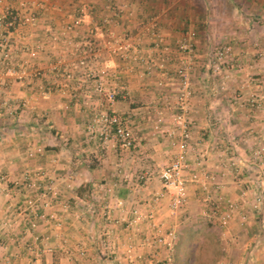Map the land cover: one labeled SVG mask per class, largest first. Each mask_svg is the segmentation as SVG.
<instances>
[{
    "label": "crops",
    "instance_id": "0c3cea01",
    "mask_svg": "<svg viewBox=\"0 0 264 264\" xmlns=\"http://www.w3.org/2000/svg\"><path fill=\"white\" fill-rule=\"evenodd\" d=\"M6 1L12 6L17 4L16 0ZM43 2L45 7L39 11L36 28L25 26L7 35L12 64L26 57L25 48L36 43L44 45L30 66V71L39 69L42 75L18 80L0 68V172L8 181L7 185L0 184V264H25L24 250L29 243L42 251L49 247L40 258L42 264H127L128 245H132L135 255L141 256L135 264H157L165 252L153 243L156 231L152 223L162 224L163 230L175 228L177 239L184 231L193 233L195 223L201 224L206 232L210 231H204L210 238L213 226L200 215H207L208 211L213 217L211 222L218 224L216 264L263 263L264 205L259 211L251 210L253 198L261 193L259 167L251 152L263 137V113L244 103L255 94L264 105V70L254 61L258 52L264 53V0H125L127 10L115 31L140 35L143 26L157 16L170 51L163 55L154 52L155 62H163L165 69L156 68L150 76L143 75L140 65L132 66L103 53V59L96 62L98 68L116 70L120 76H105L107 85H122L127 92V98L117 96L114 101L88 91L83 81L85 69L71 66V80L62 74L85 48L81 40L88 29H95L105 14V0ZM122 2L115 0L118 6ZM79 5L93 6L94 11L81 27L65 35L67 42L63 41V27ZM4 10L5 5H0V14ZM46 25L61 37L57 42L47 38ZM188 31L196 33L197 52L190 99L195 120L193 154L205 156L206 170L212 173L213 180L207 182L205 189L192 186L185 207L173 214L167 210L166 197L150 220L148 202L161 187L157 173L173 154L164 131L176 102V42ZM97 37L91 39L95 42ZM224 43H230L234 53L231 75L225 82L209 68L213 49ZM247 73L252 75L250 80ZM159 81L164 82L162 87ZM46 87L50 90L44 92ZM96 104L117 113L131 128L135 140L132 148L110 147L97 138L89 139L86 126ZM159 110L165 123L155 133L152 126ZM35 148H41V154L29 157L28 151ZM229 162L237 164L238 169H229ZM38 169L49 171L47 174L53 177L59 191L51 206L62 220L59 226L29 217L25 205L28 190L13 186L14 181L23 178V172L34 173ZM145 169L153 176L142 187L135 175ZM124 174L129 179L125 180ZM30 194L36 196L34 192ZM207 196L211 206L201 201ZM227 200L236 202L240 210L226 226H221L212 205L218 201L220 207H225ZM118 201L123 205H118ZM64 203L69 205L67 211L62 209ZM136 207L143 219L131 225ZM200 218L201 223L195 220ZM30 220L36 224L34 228ZM62 246L69 255L61 257Z\"/></svg>",
    "mask_w": 264,
    "mask_h": 264
},
{
    "label": "built area",
    "instance_id": "2783aa9c",
    "mask_svg": "<svg viewBox=\"0 0 264 264\" xmlns=\"http://www.w3.org/2000/svg\"><path fill=\"white\" fill-rule=\"evenodd\" d=\"M16 1V6H12L11 4H6V0H0V5H5V10L0 14V68L5 74H9L18 80H24L30 76L39 77L42 75L39 69L30 71V66L32 65V60L43 51L44 45L36 43L31 48H25L26 57L12 64L10 60L13 58V55L8 44L7 35L25 26L36 28L39 23V11L45 7V4L43 0L33 2L29 0ZM102 9L105 11V14L100 17L95 29L89 28L88 34L81 40L85 48L80 50V56H78L74 63L70 64V68L64 69L62 74L66 79L71 80L73 77L71 66L78 70L85 69L83 81H86L85 85L90 93L95 96L105 95L110 101H114L117 96L125 99L127 98V92L124 91V87L119 85L110 88L107 85L105 77L107 76L108 79H119V73L116 70H109L108 68L100 70L96 62L101 58L103 59L104 54H109L120 61L130 62L132 66H142L143 75L150 76L156 68L159 70L165 69L163 62H155L154 52L157 50L158 53L163 55L168 54L170 49L165 44L157 16L152 17L143 26L140 35H135L129 31L118 33L114 27L127 10L125 0H123L120 6L115 3V0H105ZM93 11V6H76L71 14V21L63 27V41L67 42L65 35L81 27L85 19ZM126 14L130 16L129 12ZM44 30L51 42H57L61 38L54 32L52 26L46 25ZM96 35L99 38L97 37L98 40L94 42L91 38H94ZM195 37V31H188L185 36L176 42L177 53L179 54L174 72L176 79V102L173 105L169 127L164 131V138L169 141L173 154L170 161L162 166L157 173L161 187L150 196L148 202L151 210L148 215L150 220L155 218L166 197L169 198L167 210L170 214H173L186 205L188 193L192 186H201L205 189L207 182L213 180L212 173L206 170L205 156L203 154H193L196 150L192 133L195 120L190 112V99L193 95L191 74L193 73L197 56ZM144 52L147 53L143 55ZM233 58V46L230 43L220 44L213 49L209 59V67H211L216 75L222 73L223 77L221 79L223 82L230 78ZM254 61L264 70V53L258 52ZM244 71L246 72L245 67ZM250 76L252 75L248 74V78ZM158 85L162 87L164 82L159 81ZM46 89L44 92L50 90L49 87H46ZM244 104H247L254 111L261 110L263 113V137L251 152L253 161L259 167L258 185L261 191L260 194L253 198L251 210L259 211L264 205V105L261 104L260 98L255 94L250 95ZM164 123V116L162 111L159 110L152 126L153 131L159 133ZM86 134L89 139L97 138L102 144L110 147L121 145L130 149L135 143L133 132L125 124L124 120L115 112L101 109L98 104L93 107L92 115L86 126ZM41 152V148L31 149L28 151V156L33 157L36 154H41ZM228 168L237 170L238 166L233 162H229ZM47 172L49 171L44 169L36 170L34 173L25 171L23 172V178L14 181L13 186L20 188L22 183H24L23 185L26 187L35 189L37 199L32 196L25 199L27 214L44 221H53L59 226L62 222L61 218L54 211H51V206L57 199L59 191L53 177H50ZM152 176V172L149 169H145L135 175V181L142 187H145L150 182ZM129 177L127 174L123 175L125 180L129 179ZM0 184H8L7 177L1 172ZM201 201L209 203V196L202 198ZM118 205H123V202L118 201ZM68 208V204L64 203L62 205L63 210L67 211ZM212 208L216 212L215 214L221 226H226L236 212L240 210L239 205L231 200L226 201L225 207H220L217 201L212 205ZM132 215L129 221L131 225H136L143 219L137 207L133 209ZM35 225L34 221L30 222L31 227H35ZM152 225L155 226L154 229L156 231L152 239L153 243L156 246H161L165 252V256L162 259H158L157 264H174L173 252L177 239L176 229L163 230L162 224L156 222L152 223ZM126 251L127 264H135V260L141 257L140 255H135L132 245H128Z\"/></svg>",
    "mask_w": 264,
    "mask_h": 264
},
{
    "label": "rangeland",
    "instance_id": "374dc122",
    "mask_svg": "<svg viewBox=\"0 0 264 264\" xmlns=\"http://www.w3.org/2000/svg\"><path fill=\"white\" fill-rule=\"evenodd\" d=\"M211 57V56H210ZM211 68V67H209ZM220 78L223 77L222 73L219 75ZM222 80V79H220ZM39 170V169H38ZM44 183V181H43ZM42 183V184H43ZM24 183H22V185L20 186V188L22 187L24 191L28 190V195L25 197V199L29 196H32L30 193L34 192L36 193V190L33 188H29L26 187L25 185H23ZM17 188V187H15ZM30 192V193H29ZM33 198L37 199V195L36 196H32ZM49 198V197H48ZM40 202V201H38ZM211 202L207 203L208 206H211ZM185 207V206H184ZM204 207H206L204 205ZM27 214V212H26ZM203 219V221L205 220H210V224L211 226H213V231H212V236L210 238H208V236L206 235L207 232H210L209 230L206 232V228L203 227V225H199L197 223L196 226L193 227V229H191V231L193 233H187V232H183L182 235H179L178 239H176V244L174 246V252H173V262L174 264H216V260L215 256H218V252L217 249L219 246L217 244V240H218V230L216 228V226H218L217 222H211L212 218L211 215H209V211L208 214L204 215V214H200ZM31 217V216H29ZM197 220L199 223L202 222L201 218L200 219H195ZM33 221V220H30ZM219 222V221H218ZM215 224V225H214ZM34 228V227H33ZM206 233H205V232ZM194 236V237H193ZM62 244H65L66 242L62 241ZM38 245H34V244H30L25 248L24 251H26V259H25V264H42L40 258H42V254L45 253L44 251H46L49 247H44V251H42V248H37ZM39 249V250H38ZM61 249V248H60ZM64 249V250H63ZM62 256H66L69 255L68 254V249L64 246H62ZM66 250V251H65ZM217 252V253H215ZM66 253V254H65ZM86 255V254H85ZM85 255H81L83 258L85 257ZM38 258V260H34V258ZM43 262V261H42ZM239 264L238 262H224L223 261L220 264ZM252 264H256L254 261L252 262ZM259 264H264V262H259Z\"/></svg>",
    "mask_w": 264,
    "mask_h": 264
},
{
    "label": "trees",
    "instance_id": "16d2710c",
    "mask_svg": "<svg viewBox=\"0 0 264 264\" xmlns=\"http://www.w3.org/2000/svg\"><path fill=\"white\" fill-rule=\"evenodd\" d=\"M81 189H84V188L83 187L80 188V191H82V193H83V191H85V190H81ZM80 195H83V194L80 193Z\"/></svg>",
    "mask_w": 264,
    "mask_h": 264
}]
</instances>
